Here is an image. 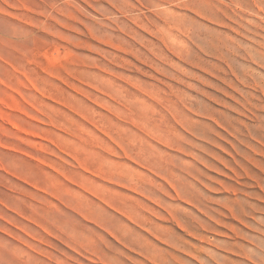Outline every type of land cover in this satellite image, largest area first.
Masks as SVG:
<instances>
[{
    "label": "rangeland",
    "instance_id": "rangeland-1",
    "mask_svg": "<svg viewBox=\"0 0 264 264\" xmlns=\"http://www.w3.org/2000/svg\"><path fill=\"white\" fill-rule=\"evenodd\" d=\"M263 88L264 0H0V264H264Z\"/></svg>",
    "mask_w": 264,
    "mask_h": 264
},
{
    "label": "bare ground",
    "instance_id": "bare-ground-1",
    "mask_svg": "<svg viewBox=\"0 0 264 264\" xmlns=\"http://www.w3.org/2000/svg\"><path fill=\"white\" fill-rule=\"evenodd\" d=\"M186 31V30H185ZM184 32V31H183ZM187 32V31H186ZM185 33V32H184ZM186 34V33H185ZM188 34V33H187ZM239 79V78H238ZM239 82H241V81H239ZM242 83V82H241ZM258 84V83H257ZM260 86V85H259ZM240 87V86H239ZM242 87V86H241ZM247 87V86H246ZM256 87V86H255ZM261 87V86H260ZM257 89H259V88H257ZM256 89V90H257ZM264 89V88H263ZM262 89V90H263ZM245 90V89H244ZM255 90V89H254ZM253 90V91H254ZM236 91V90H235ZM264 91V90H263ZM244 92V91H243ZM251 92V91H250ZM245 93V92H244ZM256 93H257V91H256ZM258 93H262V91L261 92H258ZM239 94H241V91L239 92ZM249 93H247V95H248ZM254 94H255V92H254ZM263 94H264V92H263ZM245 95V94H244ZM244 95H242V96H244ZM250 95V94H249ZM252 95H253V92H252ZM259 95V94H258ZM241 96V95H240ZM247 97V96H246ZM261 97H264V96H261ZM254 98H255V96H254ZM256 98H258V97H256ZM260 98H258V100H259ZM261 100V99H260ZM260 103H261V101H259ZM251 103V102H250ZM252 104V103H251ZM256 104V103H255ZM259 105V104H258ZM241 106V105H240ZM243 106V105H242ZM258 107V106H257ZM256 107V108H257ZM245 108V107H244ZM243 108V109H244ZM255 109V108H254ZM258 109V108H257ZM248 112H249V110H248ZM256 113V112H255ZM241 114V113H240ZM252 114V113H251ZM244 115V114H243ZM255 116H256V114H254ZM181 116V118H182V122H185V123H188L187 125L189 126L190 124H192L191 126H192V128H193V125H194V122L192 121V119H190V118H188V117H186L185 115H179V117ZM246 116V115H245ZM257 117V116H256ZM253 122V121H252ZM190 126V127H191ZM189 127V128H190ZM192 128H190L191 130H192ZM222 128V127H221ZM246 128V127H245ZM158 130H159V133H160V137H161V139H163L165 142H170L171 141V139H170V137H169V135L167 134V132H163L162 130H161V128L158 126ZM157 130V131H158ZM194 130V129H193ZM241 131V130H240ZM248 132V131H247ZM194 133V132H193ZM239 135V134H238ZM252 135V134H251ZM159 136V135H158ZM234 137V136H233ZM237 137V136H236ZM262 138V137H261ZM253 141V140H252ZM238 142V141H237ZM262 145V144H261ZM250 149V148H249ZM262 155V154H261ZM245 158V157H244ZM246 159V158H245ZM225 167V166H224ZM262 171V170H261ZM232 172V171H231ZM233 173V172H232ZM235 175H237V174H235ZM257 184V183H256ZM264 184V183H263ZM255 186V185H254ZM257 186V185H256ZM259 187V186H258ZM261 187V186H260ZM262 189V188H261ZM228 211V210H227ZM230 211V210H229ZM230 213H232V212H230ZM226 214V213H225ZM234 216V215H233ZM163 236V235H162ZM165 236V235H164ZM163 236V237H164ZM163 239H166V238H163ZM260 258V257H259ZM158 260H160V259H157V261ZM260 260V259H259ZM262 261V260H261ZM159 262V261H158ZM161 262V261H160ZM159 262V263H160Z\"/></svg>",
    "mask_w": 264,
    "mask_h": 264
}]
</instances>
